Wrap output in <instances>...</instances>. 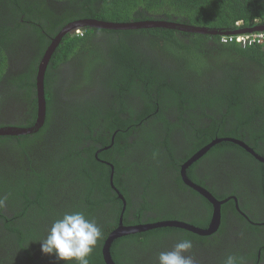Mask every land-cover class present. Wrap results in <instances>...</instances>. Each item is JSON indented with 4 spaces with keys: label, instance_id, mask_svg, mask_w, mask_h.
Returning a JSON list of instances; mask_svg holds the SVG:
<instances>
[{
    "label": "trees",
    "instance_id": "obj_1",
    "mask_svg": "<svg viewBox=\"0 0 264 264\" xmlns=\"http://www.w3.org/2000/svg\"><path fill=\"white\" fill-rule=\"evenodd\" d=\"M86 19L167 21L232 30L264 24V0H0V113L13 104L24 111L20 124L13 127L28 128L35 122L37 65L44 49L66 25ZM78 32L65 35L49 61L44 125L31 136L0 137V153L10 144V162L31 161L8 175L12 182L0 184V199L8 201L11 195L26 199L18 203L22 208L35 200L39 204L14 213L20 222L6 233H12L23 254L0 264H66L54 254H44L37 241L58 218L52 203L38 200L50 193L63 199L60 215L82 211L95 220L103 235L90 264H105L102 247L117 228L119 216L125 226L173 219L165 210L155 218L144 215L152 202L161 208L168 202L167 194H156L157 175L166 170H152L154 164L179 173L189 155L216 138L242 141L264 158V44L241 47L221 43L220 35L164 28ZM54 71L71 77L65 80L62 99L53 90L48 93L46 82ZM3 124L0 127H10ZM229 145L238 148L221 142L208 152ZM245 159L253 164L242 178L250 175L254 201H262L264 164L248 153ZM207 189L217 201L230 197L221 206L220 228L230 212L243 223L240 210L257 208L247 203L236 210L231 196L238 199L240 194L230 188L222 194ZM190 194L199 198V206L207 208L210 217L212 206L195 191ZM35 227L43 232L34 234ZM247 229L256 235L263 232L256 226ZM170 231L118 238L110 256L115 264H131L136 252L124 241L166 238ZM211 237L193 238L205 245L220 241ZM235 257L240 264L239 253Z\"/></svg>",
    "mask_w": 264,
    "mask_h": 264
},
{
    "label": "flooded vegetation",
    "instance_id": "obj_2",
    "mask_svg": "<svg viewBox=\"0 0 264 264\" xmlns=\"http://www.w3.org/2000/svg\"><path fill=\"white\" fill-rule=\"evenodd\" d=\"M49 45L46 47V49L49 47ZM46 49H44V52L46 51ZM39 64L40 61L37 65V69L39 67ZM48 65L46 71L48 70ZM55 70L59 71L58 68H56ZM52 73L55 74H51V76L48 77V82H46L48 93L50 94L53 90L57 95V99H62L65 97L66 91L65 80L68 79L69 81H71V77L67 72L64 73L63 71H54ZM74 77L75 76H73V79ZM45 109L47 111V103H45ZM22 117H24L23 109L19 104H13L0 113V123H4L3 125L10 127L17 126L20 124L18 121L21 120ZM37 132L30 134V136L36 134ZM21 136L0 137L17 138ZM214 140H212L209 144H211ZM235 141L239 143H234L231 141L225 142L234 144L240 150L234 146L229 145L221 146V148L219 149H214L212 152H208L211 149L210 148L199 159L192 162L186 167L185 177L188 183L204 189L211 195L212 193L207 188L211 189L216 194L229 192V188L234 190L237 194H240V198L238 199L235 196H231L234 200V206L236 210H239L238 205L240 207H244V204L247 203H250L252 205L257 204V208L251 206L248 210H240V212L238 211L243 216L242 218H244L245 220V222L243 223L241 221H238L237 218H234L232 213L230 212L229 218L226 221L225 225L220 228L222 222L221 206L228 202V200L230 199V197H228L220 201L222 202L220 205V224L218 226V229L210 235L201 236L187 229L162 227L156 229H171V231L167 233L166 238L152 237L138 242L124 241L122 244L127 243V245L133 248L131 250H134L136 252L134 254L133 261H131V264H157V256L159 252L171 251L174 245L181 239H189L193 242V248L191 252L186 253V255H191L195 261V264H223L227 256H236L237 253H239V255L241 256L240 264H264V200L257 202L254 201V198L257 200V197L254 196L256 188L254 187V182L250 179V175L248 176L247 174L249 173V169L253 163H251L252 160L245 159V154L248 153L256 161H258L256 159V156H261L257 155L253 151V149L246 143L239 140ZM9 145V143H6L4 145L5 153H0V184H5V186L7 185V183L12 182V179L8 177V175L14 173L17 167L20 166V168H22L23 164L26 166L31 165V161L29 159L25 160L22 165L19 164V161L17 162V164L10 162L9 158L7 157V149ZM207 145H205L204 147H206ZM259 145L263 146L262 143H260ZM204 147L200 148L194 154L192 153L188 156L189 158H187V160L179 166V173L174 169L168 170L167 167L160 168L156 164L152 166V170H166L157 175V179H159L160 182L157 185L156 194H167L168 202L164 208L157 207L156 202H152L145 210V216L155 218L163 210H165L173 217V219L164 221L181 222L201 230L209 229L213 219V207L211 209L210 217L208 216V218V209L202 208V204L200 207L199 198L194 197L192 196V194H190L191 190L195 191L196 193L198 192L191 185L183 181L181 173L182 167L187 163V161L193 158ZM244 171H247V173H244V178H242V172ZM110 181L109 185L111 188H113ZM203 184L205 185V187H203ZM151 185H153V183ZM113 191L118 196V198L121 199L120 197L122 196L119 194V192L115 190ZM147 191L150 193L149 189ZM199 195L202 196L201 194ZM59 196V193H50L48 194V198H41L38 200L42 204H45L47 202L52 203L54 206V212L59 217L61 213V207L64 206L62 198L56 199ZM212 197L214 196L212 195ZM9 198L10 199L8 201L0 199L4 201L3 206H0V262L12 259V255H16L17 258L19 255L23 254V250L15 244L14 236L12 235V233H6L11 225L18 224L20 222L19 218L14 217V213H22L20 210L25 211L26 208L31 209L32 207L39 206L37 200H35L32 202H27V204L22 208L18 203L21 201H26V199L16 200L13 198V195L9 196ZM203 198L211 205V203L205 197ZM215 199L218 200L217 198ZM121 200H123V197ZM178 204H180L181 206H176ZM193 218H196L198 222L202 223L203 227H197L194 224L195 221ZM120 222H122V216H119L117 227L119 226ZM249 226H256L263 232L260 235H256L252 230L247 229V227ZM148 231L136 234H142ZM40 232H43L42 229L35 227L34 234ZM213 235H216L220 240L215 245H205L198 239L193 238L194 236H212L211 238H213ZM122 244H120V246H122ZM250 254H254L255 259H250Z\"/></svg>",
    "mask_w": 264,
    "mask_h": 264
},
{
    "label": "water",
    "instance_id": "obj_3",
    "mask_svg": "<svg viewBox=\"0 0 264 264\" xmlns=\"http://www.w3.org/2000/svg\"><path fill=\"white\" fill-rule=\"evenodd\" d=\"M79 28H91V29H102V30H139V29H151V28H164L169 30H178L188 33H197L203 35H220V36H231V35H245V34H252V33H260L264 32V24H255L248 27H241L232 30H217V29H209V28H201V27H194L188 26L183 24H177L173 22L167 21H140V22H130V23H111V22H104L99 20H80L73 23L66 25L64 28L60 30L57 36L53 39L49 47L44 52L42 59L40 60L39 67L37 69L36 74V119L30 128H19V127H0V136H21V135H30L37 132L44 124L45 120V95H44V75L47 68V65L56 49V47L61 42V39L75 31ZM231 141L234 143H239L233 139H216L211 144L204 147L201 151H199L193 158H191L187 163L182 167V179L187 184L188 183L185 177V169L186 167L191 164L192 162L199 159L203 154H205L210 148L214 147L220 142ZM256 159L261 163H264V158L256 156ZM111 185L112 180L110 181ZM199 194L205 197L213 207V219L210 224L209 229L201 230L195 228L193 226L176 222V221H163L151 224H139L135 226H123L122 222L119 223V226L108 236L105 240L103 248H102V257L105 264H114L111 256H110V247L114 240L131 234L141 233L144 231L162 228V227H175L181 229L190 230L198 235L206 236L214 233L220 224V205L222 202L217 201L211 194L205 191L202 188L196 187L191 185ZM122 199V197H120Z\"/></svg>",
    "mask_w": 264,
    "mask_h": 264
},
{
    "label": "clouds",
    "instance_id": "obj_4",
    "mask_svg": "<svg viewBox=\"0 0 264 264\" xmlns=\"http://www.w3.org/2000/svg\"><path fill=\"white\" fill-rule=\"evenodd\" d=\"M3 203L0 200V206ZM102 235L94 219L88 218L82 211H74L65 212L54 219L45 235L37 241L44 254H54L66 264H90V257ZM192 248L191 240L181 239L171 251L159 252L157 264H195L193 257L186 255ZM223 264H237V258L229 255Z\"/></svg>",
    "mask_w": 264,
    "mask_h": 264
},
{
    "label": "built area",
    "instance_id": "obj_5",
    "mask_svg": "<svg viewBox=\"0 0 264 264\" xmlns=\"http://www.w3.org/2000/svg\"><path fill=\"white\" fill-rule=\"evenodd\" d=\"M236 43L241 47L264 44V32L221 37V43Z\"/></svg>",
    "mask_w": 264,
    "mask_h": 264
},
{
    "label": "bare ground",
    "instance_id": "obj_6",
    "mask_svg": "<svg viewBox=\"0 0 264 264\" xmlns=\"http://www.w3.org/2000/svg\"><path fill=\"white\" fill-rule=\"evenodd\" d=\"M76 31H77V33H76ZM75 33L76 34H78V30H75ZM224 37V36H223ZM45 103H46V100H45ZM46 110V109H45ZM45 117H46V112H45ZM33 126V125H32ZM28 128H30V127H28Z\"/></svg>",
    "mask_w": 264,
    "mask_h": 264
},
{
    "label": "rangeland",
    "instance_id": "obj_7",
    "mask_svg": "<svg viewBox=\"0 0 264 264\" xmlns=\"http://www.w3.org/2000/svg\"><path fill=\"white\" fill-rule=\"evenodd\" d=\"M76 33H77V31H76Z\"/></svg>",
    "mask_w": 264,
    "mask_h": 264
}]
</instances>
